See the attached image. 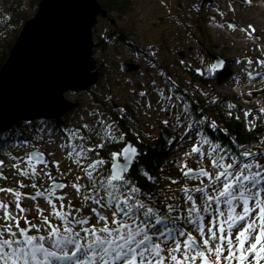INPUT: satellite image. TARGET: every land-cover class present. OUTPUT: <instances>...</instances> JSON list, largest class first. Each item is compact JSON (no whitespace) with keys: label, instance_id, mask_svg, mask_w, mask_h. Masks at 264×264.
I'll use <instances>...</instances> for the list:
<instances>
[{"label":"snow or ice","instance_id":"obj_1","mask_svg":"<svg viewBox=\"0 0 264 264\" xmlns=\"http://www.w3.org/2000/svg\"><path fill=\"white\" fill-rule=\"evenodd\" d=\"M243 2L251 3V0ZM228 27L234 29L235 26L229 24ZM248 28L251 36L255 29L251 25ZM253 63L247 60L250 70L244 75L250 82L264 80V60L255 62L259 69L254 68ZM222 66L223 62L217 65ZM155 83L153 81V90L162 100L168 101L160 110H176L175 124L167 119L161 123L166 127L183 128L179 139L192 142L191 151L186 155H198L201 161L210 162V168L194 170L186 164L182 166L186 169L184 177L198 180L199 184L192 188L182 187L179 195L173 192L163 199L156 191L142 188L131 178V169L139 164L141 153L127 142L126 133L121 131L118 122H109L102 113H90L97 117L95 123L80 127L54 130L41 126L38 131L46 133L49 142L53 135H60L64 141L60 148L67 150L66 159L77 166L88 183H79L83 177L78 175L77 182L71 184L76 193L82 195L79 207H73L71 202L63 203L65 196L57 195V190L67 185L57 183L50 171L44 173L51 181L44 191L22 194L0 187V193L15 198L0 201V220H3L0 224V264H264V149L253 151L243 143H238L235 150L225 148L203 130H219L214 120L203 114L195 116L186 101L170 94L171 87L166 94L165 89H157ZM138 95L147 98L144 91ZM135 103L140 105V101ZM211 103H217V99L213 98ZM147 107H152L150 102ZM235 108V104H228L230 117ZM119 111L123 117L127 116L126 109ZM258 111L264 116V108ZM243 115L249 117L252 113L245 111ZM255 126V121L250 122L249 130ZM93 135L102 142L87 147ZM176 139L171 137L167 143L171 145ZM38 140L43 141L44 135ZM29 143L21 141L13 146ZM116 144L123 147L109 152L107 158L99 157L97 150ZM6 147L8 145L0 142V153ZM11 159L15 161L12 168L26 178L36 177L37 167L43 165L46 169L50 163L34 146L25 157L12 156ZM21 162L26 167L21 168ZM51 164L60 176L67 174L60 171L59 161ZM5 167L7 165L0 160V173ZM71 171L69 167L67 172ZM138 171L147 181L158 183L146 168H138ZM0 179L7 178L0 175ZM167 179L171 184L178 183L170 177ZM20 187L27 185L20 184ZM31 187L36 189L37 185L33 183ZM24 199L34 202L43 199L51 211L46 214L45 208L36 204L39 220L33 222L28 219L32 209L21 206ZM54 201L60 202L59 208ZM13 203L15 214L9 210Z\"/></svg>","mask_w":264,"mask_h":264},{"label":"rangeland","instance_id":"obj_2","mask_svg":"<svg viewBox=\"0 0 264 264\" xmlns=\"http://www.w3.org/2000/svg\"><path fill=\"white\" fill-rule=\"evenodd\" d=\"M6 1L10 2L11 0ZM26 2L27 0H25V11L29 17H32L35 12L29 8ZM198 6L200 7L198 12L199 24L203 25L204 38L193 28V17H196L195 13H197ZM4 9L7 10L8 5L4 6ZM114 16L112 17L115 18L114 24H111L107 19H98L92 31L94 43H97V36L123 33L137 44L138 51L133 52L127 43L113 44L112 41L108 42L104 51L98 47L94 49L93 56L96 67L98 69L100 66L103 67L104 73L87 91L65 95L66 99L78 103L73 110L64 116L70 126L80 127L85 123L94 124L97 117L90 115L93 112L102 113L104 118L111 122L113 115L122 117L123 114L119 109H126L130 105V108L134 109L135 114L133 113V116L138 120L134 126L135 134H155L158 128L163 125L161 121L165 119L169 120L171 124H175L176 110L172 112L160 110L162 105H166L168 101L162 100L153 90V81L156 82L155 87L157 89L166 90L163 82L164 77L160 74H170L182 87L190 88L192 82L185 70L190 69L194 72L198 71L199 74L203 72L206 74L211 65V60L205 53L198 54V49L204 47H199L197 40L203 41L205 38H209L215 45L211 51L213 54L223 56L224 59L230 61L227 77L217 83H212L213 93L220 97L236 96V104L240 110L243 113L245 111L252 113L250 118L260 113L258 109L264 108V80L256 79L250 82L244 75L246 71L250 70L247 60L251 59L254 62L253 67L256 69H259L260 66L255 62L258 59L264 60V9L253 3L243 2V0H204L203 2L200 0H133V6L127 15L121 18ZM210 21L217 23V25L214 26ZM229 24L234 25V29H230ZM249 25L255 29L251 36L249 35L251 31L248 28ZM189 47L192 48L190 52L187 51ZM180 52H184L183 58L178 56ZM123 61L137 65L138 70L121 72L119 65ZM234 77L237 79L234 80ZM234 85H237L238 89H234ZM141 91L147 93L146 99L138 95ZM249 93L252 95L250 96ZM136 101H140L139 106L135 103ZM149 102L152 105L150 109L147 107ZM127 114L130 116V113L127 112ZM243 117L245 116L243 115ZM41 126L45 125L40 123L27 130L29 134L22 141H30L31 143L28 145L16 147L13 145H19L21 141L13 142L8 150L4 149L3 153H0V160H3L7 165L0 173L7 178L6 180L0 179V187L11 188L20 191L22 194H34L37 190L44 191L51 182L44 173L50 171L56 177V181L64 182L67 185L63 190L57 191V195L65 196L63 203L68 205L71 202L73 207H79L82 195H78L75 189L71 187L72 183L77 182L75 178L78 176V174L76 175L78 168L66 159L67 150L60 148V144L64 141L58 135H53L51 137L52 142H49L48 135L38 131ZM48 127L53 129L51 126ZM169 128L173 135L178 136V139L184 131L183 128L176 129L170 126ZM40 135H44L43 141L38 140ZM97 140V136H91L86 146L94 147L99 144ZM181 145L180 151L184 149L187 152L191 151L192 142L185 139L181 141ZM33 146L36 151L47 157L50 162L49 167L45 169L43 165H39L37 167L39 174L36 177H22L16 169L12 168L15 161L11 157H25L32 151ZM180 151L174 153L171 158L175 156L177 158ZM50 153L55 154L49 155ZM54 161L60 162V171L66 172L65 176H60L55 167L52 166L51 162ZM188 161H190V157H183L182 163H188ZM207 164L209 163L207 162ZM186 165L188 168L190 167V164ZM20 167L24 168L26 165L21 162ZM69 167L72 168L71 172H67ZM79 176L83 177V174L79 173ZM184 180L186 183L180 181L168 186L169 188H192L199 184L198 180L190 179L189 183L187 182L189 180ZM33 183L37 185L36 189L31 187ZM79 183L87 184V178L83 177ZM20 184L27 185V187L21 188ZM14 199L7 193H0V201L7 202ZM54 202L59 208L60 202ZM36 204L44 207L46 214L51 211L43 199H38L35 202L29 199L22 200V207L32 209L28 213V219L33 222L39 220V214L35 208ZM9 210L13 214L16 213L14 203L10 204ZM84 214H88L87 210ZM49 218L52 219L51 216ZM56 222L53 220V223ZM0 224H3V220H0Z\"/></svg>","mask_w":264,"mask_h":264},{"label":"water","instance_id":"obj_3","mask_svg":"<svg viewBox=\"0 0 264 264\" xmlns=\"http://www.w3.org/2000/svg\"><path fill=\"white\" fill-rule=\"evenodd\" d=\"M99 18L106 19L107 12L96 0H40L0 69V135L20 122H55L77 106L65 95L87 91L100 75L92 34ZM209 58L210 69L221 72L225 59ZM119 69L132 72L138 66L123 61Z\"/></svg>","mask_w":264,"mask_h":264},{"label":"trees","instance_id":"obj_4","mask_svg":"<svg viewBox=\"0 0 264 264\" xmlns=\"http://www.w3.org/2000/svg\"><path fill=\"white\" fill-rule=\"evenodd\" d=\"M100 7L107 12V20L111 19L114 15L116 18H121L131 10L133 6V0H96ZM204 0H200L203 2ZM212 1V0H209ZM40 0H27L26 4L29 5L34 12L37 10V6ZM8 5V9L5 10L4 6ZM25 0H11L7 2L6 0H0V14H2V19H0V69L7 59L9 52L12 48V45L17 38L21 27L24 22L28 20L30 17L27 15L25 11ZM200 7L197 8L196 17H193V28L195 31L204 38L203 25L199 24V16L198 12ZM115 20V18H112ZM103 35V34H102ZM112 41V43L125 44L129 49H132L133 52L137 50V44H135L130 37L126 36L123 33H109L103 36H97V47L104 51L108 46V42ZM204 41V43H203ZM203 41L197 40V44L199 47H205L207 49L206 56L209 54H213L212 48L215 45L209 38H205ZM181 53V52H180ZM178 53L180 58H183ZM184 54V52H182ZM199 54V53H198ZM207 56V57H208ZM223 58V56H220ZM225 65L221 72H213L210 68L207 70L205 74L200 73L198 71L194 72L193 70H185L192 85L190 88L182 87L180 83L176 82L172 75L164 74L163 82L166 86V94L167 89L169 87L172 88L170 94L176 96H180L182 101H186L188 105H190L195 116H200L203 114L207 116L210 120H214L219 130H211V129H203L208 132L209 136L216 140L217 143L223 145L225 148L236 149L238 143H243L246 146L251 147L253 151L264 149V116L261 113L256 114L253 117H243V112L240 110V107L236 104L237 97L236 96H225L220 97L219 95H215L212 90V83L219 82L223 78L227 77L229 71L230 61L225 59ZM211 66V65H210ZM100 76H103L104 70L103 67L100 66ZM170 78V79H169ZM174 85V87H172ZM207 93V97L204 95ZM213 98L217 99V103H211ZM177 103H180L179 101ZM78 104V103H77ZM228 104H235L236 108L233 110V114L230 117L228 115ZM130 106L126 107V111L130 113V116L126 117H118L112 116V120L117 121L119 124V128L121 131L126 133V140H130L131 143L137 147L139 153V164L134 165L131 169V178L136 180L137 183L146 190H154L160 194V199H163L164 195H171L175 192L179 195V189L181 187H173L169 188L168 185L171 184V179H175L178 182L184 181L183 171L186 170L182 166L177 169L173 166L174 159L171 156L180 151L181 141L180 139H176L173 144H168L167 141L171 137H178L171 133V129L162 125L158 128L156 133H146L135 134V127L138 120L135 116H133L134 109L130 108ZM129 110V111H128ZM135 114V113H134ZM239 116V119L236 117ZM255 121L256 126L249 130L250 122ZM44 124L53 127V129H64V128H75L70 126L66 117H62L55 122H45L43 120H36L32 122H20L19 125L0 135V142L10 147L13 142L22 141L27 138V130L30 128L36 127L38 124ZM138 127V126H137ZM137 131V130H136ZM60 137L59 134H56ZM61 138V137H60ZM98 143H101V139L98 138ZM8 147L5 150H8ZM123 147L122 144L116 145H108L102 150H97L100 158H107L108 153L111 151H119ZM181 152V151H180ZM178 154V153H177ZM208 163H210L207 159H205ZM138 168H146L149 174L155 177L158 183L153 184L150 181H147L138 171ZM188 168V167H187ZM189 168H192L191 166ZM193 169L196 170L194 167ZM76 172V175L82 173L79 169ZM83 174V173H82ZM75 177V176H74ZM188 183L190 182L187 181ZM186 183V182H185ZM169 203H173V201H169Z\"/></svg>","mask_w":264,"mask_h":264},{"label":"built area","instance_id":"obj_5","mask_svg":"<svg viewBox=\"0 0 264 264\" xmlns=\"http://www.w3.org/2000/svg\"><path fill=\"white\" fill-rule=\"evenodd\" d=\"M252 3L257 5L259 8L264 9V0H251V3H249V4H252ZM212 7H214V6H212ZM210 23L212 24L213 22L210 21ZM213 25L216 26L217 23H213ZM234 89H238L237 85H234ZM185 150L186 149L182 150L179 153L180 156L178 155L177 158H175L176 156L173 158L174 159L173 166L175 168L179 169L181 166H183L185 164H188V165L190 164L191 167H195L196 169H198L199 167H209L210 168V165H209L210 163L207 164L206 160L201 161L198 155L197 156H188V155H186V153H188V152ZM183 157H190V161H188V163H186V162L182 163Z\"/></svg>","mask_w":264,"mask_h":264},{"label":"flooded vegetation","instance_id":"obj_6","mask_svg":"<svg viewBox=\"0 0 264 264\" xmlns=\"http://www.w3.org/2000/svg\"><path fill=\"white\" fill-rule=\"evenodd\" d=\"M187 51H192V48L191 47H189L188 48V50ZM198 53L201 55V54H206L207 53V49H205V47L203 48V49H198ZM208 56V55H207ZM208 58H209V56H208ZM210 59V58H209ZM226 63V62H225Z\"/></svg>","mask_w":264,"mask_h":264}]
</instances>
